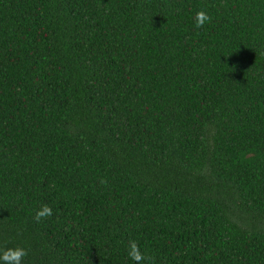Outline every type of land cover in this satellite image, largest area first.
Here are the masks:
<instances>
[{
  "label": "trees",
  "instance_id": "trees-1",
  "mask_svg": "<svg viewBox=\"0 0 264 264\" xmlns=\"http://www.w3.org/2000/svg\"><path fill=\"white\" fill-rule=\"evenodd\" d=\"M129 240L264 264V0H0V249L136 264Z\"/></svg>",
  "mask_w": 264,
  "mask_h": 264
},
{
  "label": "clouds",
  "instance_id": "clouds-1",
  "mask_svg": "<svg viewBox=\"0 0 264 264\" xmlns=\"http://www.w3.org/2000/svg\"><path fill=\"white\" fill-rule=\"evenodd\" d=\"M196 28H203L206 23L211 22V16L204 10L198 11L194 16ZM101 184H107L106 179H101ZM53 211L47 204L43 205L36 211L35 220L41 221L52 216ZM128 256L131 260L135 261L136 264H144L146 259H152L140 249L137 241H128ZM28 255V251L23 247L0 249V264H22L23 259Z\"/></svg>",
  "mask_w": 264,
  "mask_h": 264
}]
</instances>
